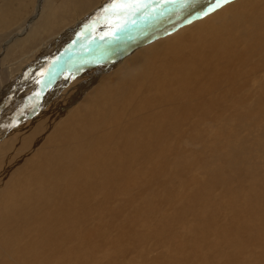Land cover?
<instances>
[{
  "label": "rangeland",
  "instance_id": "rangeland-1",
  "mask_svg": "<svg viewBox=\"0 0 264 264\" xmlns=\"http://www.w3.org/2000/svg\"><path fill=\"white\" fill-rule=\"evenodd\" d=\"M25 1L27 4L20 9L19 15L15 13L8 17L7 13L4 17L6 25L0 24V182L6 183H0V264H264V26L260 30L261 34L257 35L261 36V40L259 37L253 39L254 34H249L252 36L248 35L247 39L238 37V43L235 49L232 48V52L240 55L246 50L245 46L252 45L249 47L250 53L244 51L247 56H237L231 50L223 52L220 48L221 51L214 50V53H218H215L216 57L205 47L199 57L203 61L204 58L210 60L203 64L198 62L195 68L187 64L186 58L189 56H184L185 60L179 57L166 59L163 62H175L179 68L165 69L162 72L152 69L155 72L151 71L150 78L151 74L156 76V87L149 75L147 78L150 83L145 76L137 77L138 74L130 72L138 85V91L135 90L134 95L128 93L123 97L121 92L113 90L115 85L110 79L115 67H131L127 64L130 61L127 58L133 51L148 49L149 52L150 49L149 53H152L156 48L161 53H168L166 49L169 47L171 50L179 42L187 45L191 34L203 32L208 24L217 22L216 16H225L230 7L245 6L247 12L252 11L249 3L252 0H228L219 6H215L216 0H206L198 5L183 6L184 10L178 13L179 16L171 14L170 9L171 15L165 13L168 18L164 15L163 19L161 16L147 19L144 27L149 28L145 31H141L139 20H133L137 10L128 9L130 13L116 10L112 0ZM167 1L171 0L165 2ZM2 2L0 0V6ZM253 3L256 7L259 5L258 7L264 8V0H253ZM151 5V2H147L144 13L150 10ZM53 9L57 13L52 14L51 18L58 16L56 21L61 22L66 15L68 19L51 33H39V24L48 14L53 13ZM156 9L160 10L161 6ZM114 11L125 12L122 18L126 15L135 23L136 28L139 26L136 32L133 30L135 34L130 40H134L133 44L83 66L79 71L73 72L74 75L61 74L62 77H55L58 79L55 81L52 75V79L44 85L43 76L47 75L48 68L55 70L61 61L71 64L82 57L78 56L85 51L82 47V52L76 51L72 56L66 52L73 44L85 43V38L81 39L83 36L79 32L87 25L83 29L79 28L92 14L93 20H97V16H100L99 19L106 16L102 21H95L100 23L97 26L102 24L101 29L90 31L94 34L89 36L93 47L104 45L112 30L103 22L110 16L117 18L119 14L115 15ZM92 19H89V23H92ZM97 26L94 24L90 27L98 29ZM129 27L130 23H127L126 28ZM172 42L177 43L174 45ZM88 45L91 46L89 43ZM162 46H165L164 49ZM62 53L69 57L57 61ZM219 54L226 56L219 57ZM217 59H220L219 62ZM178 60L180 63L176 62ZM155 61L156 64L163 65L159 58ZM101 87H106L109 91L103 93ZM46 92L45 98L43 96ZM104 94L109 97H104ZM173 94L188 95L190 99L187 104L194 105L192 112L186 114L180 108H175L177 112L169 113V117L168 114L160 115L167 108L163 103L164 98ZM127 96L129 100L124 103ZM38 100L43 101V106ZM107 103H117L120 106L126 103L138 104L137 106L141 104L136 116L139 115L140 118L144 115L149 118L145 124L138 123L132 131L130 137L134 146L131 149L130 144L129 147H122L124 143L116 147L119 152L131 151L129 154L132 157H127L126 163L119 162L114 174L111 173L109 177L102 176L104 173L95 176L91 174V169L89 174L86 170L80 172L82 174L72 171L78 175H75L77 179L74 177L71 183L72 193L75 194L70 193V199L68 195L63 197V193L55 195L53 209L48 207L46 211H52L57 218L51 229H42L40 238L32 198L39 191V185L35 184L39 174L34 171L40 167L37 165L35 169L33 166V161L36 163L39 158L34 155L33 158L28 157L27 161L18 164L19 167L7 165L9 162L17 163V158L32 151L35 153L44 149L46 152H59L63 143L71 142V135H63L58 130L47 128L41 131L52 142L45 146L43 142L46 140L41 137L37 139L39 134L34 133L40 116H50V113H59L64 108L66 111L57 118L64 119L67 111L74 105L86 107L88 104L87 108L93 110L94 107L99 109ZM158 113L162 119L158 120ZM96 114H93V119ZM170 117L175 118L171 120ZM124 119L128 121L129 116ZM108 131L111 130L107 129L106 132ZM94 136L95 133L87 134L88 139ZM151 141L153 144L149 146ZM113 149V145L108 146V151ZM102 159L101 164L105 165L108 160L105 157ZM89 160L92 161L90 163H95L94 158ZM41 164V170H47V166L43 162ZM39 181L45 188L50 182L45 181V184L42 176ZM250 187L253 188L250 190ZM252 191H255V195ZM245 194L249 195L244 196ZM234 198H238L237 203ZM240 203H245V210V206ZM255 205L258 206L256 212ZM259 210L263 211L260 212L263 217L258 214ZM253 213L255 217L261 218L254 217L255 222L252 221ZM4 233L13 237L5 241Z\"/></svg>",
  "mask_w": 264,
  "mask_h": 264
},
{
  "label": "bare ground",
  "instance_id": "bare-ground-1",
  "mask_svg": "<svg viewBox=\"0 0 264 264\" xmlns=\"http://www.w3.org/2000/svg\"><path fill=\"white\" fill-rule=\"evenodd\" d=\"M27 1H31V0H27ZM144 0V3L147 5V2H151V8L150 10H148L146 13H144L147 9V6L144 8L142 7V9H139L138 11H135L134 13V16H133V20L138 21L139 20V23L138 24H141L140 27H141V31H145L146 28L149 26H146L144 27L145 25V21L147 19H150L152 20L151 18L153 17H156V16H161L160 18L164 17L165 13H169V10L171 9L172 12L171 14L173 13L175 16H179V12L181 10H184L183 9V6L187 5V6H191V5H198L206 0H171V1H167L165 2L166 0ZM173 1V3H171ZM253 1V0H252ZM252 1H250L249 3L252 5V8L253 10L250 11V12H247L245 10V6H234V7H230L229 10H228V13L223 16V15H218L216 16V19H217V22L215 23H210L211 25H207V27L205 28V30L203 32H194L195 34H191L190 36V42L189 44L187 45H183V44H180L177 43V42H172L174 43L175 47H173L171 50H169L167 47V51H169L168 53L167 52H164L163 50H160L163 51L162 53L160 51H158V49H153V52L152 53H149L150 52V49H149V52H148V49H142V50H135L133 51V53H131L127 59H129L130 61H128L127 64L131 65V67H125V66H122V67H119L116 69L115 67V71L113 72L112 76L110 77V79L113 80L114 82V87H113V90H117L118 92H121L122 93V96L123 95H126L128 93L130 94H133V92L138 89V85L136 84L135 82V76H133L131 73L134 72V74H138L137 77L139 75H141L142 77L145 76L146 79H148V75H149V79L151 80H154V86L156 87L155 85V78L156 76H152L151 74V78H150V73L152 71V69L156 70L157 72H162V71H165L166 70H169V69H173L175 70V68H177L179 65L176 64L175 62H163L164 60L166 59H172V58H175V57H179L181 60H183L184 56H189L188 58H186V62L187 64L189 63V66L191 67H194L195 68V65L200 62V64H203V63H206L208 62V60L210 59H206L204 58V61L200 59L199 56H201L199 53L201 52V54L203 53V50L204 48L206 47L207 49H210V51L212 52V54H214L216 57L217 55L214 53V50L215 51H221L220 48H222L223 52H229L231 50L232 52V48L235 49V46L236 44L238 43V37L239 36H243V37H247L249 34H256L255 36L253 35V39H257V37L260 38L261 40V36H257V35H260L261 34V31L260 30H263V26H264V8L263 7H256V5L253 3L252 4ZM16 2V4H15ZM174 2H176L177 4H175ZM27 4V2L25 0H3L2 2V6H0V24L2 25H6V21L4 20V17L6 16V14L8 13V17H10V15H14L15 13H17V15H19L20 13V9H23V7H25ZM48 4H50V1L48 2ZM53 3H51V6H52ZM171 4V5H169ZM189 4V5H188ZM161 6V9L160 10H157L156 7H159ZM185 6V7H187ZM263 8V9H262ZM149 9V8H148ZM248 9L251 10V7H249ZM116 10H120L119 8H116ZM136 10V9H135ZM245 10V11H244ZM129 12L128 10H125V12ZM53 13L51 14H48V17L45 18V20L41 21V23L39 24L38 26V29L37 31L40 33V32H47V33H51L52 30H54L57 26L61 25L62 23H64L66 21V19H68V17L66 15L63 16L61 22H58L56 21V18H58V16H55V17H52L51 18V15L55 13V10L53 9L52 10ZM125 12H121V11H118V12H113L115 13V15L119 14L117 18L115 17H111L110 18H107V20H105L103 23H105V25H109L108 29L112 30L110 31V36L107 37L109 39H107V41L105 40L104 41V45L102 46H98L97 48L96 47H93V42L92 40L90 39V35H93L94 33H91L90 31L92 30H96L98 31L99 29H101V25H96V24H100V23H95L99 21H102V18H106L105 17H101L100 16H97V20H93L92 18L94 17V15L92 14V16H90L88 18V20L79 28V29H83L85 27V29L81 30L79 33L82 34L83 37H81V39L85 38V43H81L80 42V45H77L76 44H73L72 48H69L68 49V52L67 55L69 54V56H72L71 54H74V53H77V52H82V50H80V47H82L85 51L83 53H79L78 56H82L80 59L72 62L71 64H64L62 61L61 63L57 66V69L53 70V68H48L47 70V75H45V77L43 76V80H44V85L45 83L48 82L49 79H52V75L54 77V80L55 81L57 78L55 77H59L63 74H73V72L75 71H79V69H81L83 66H86V65H89V64H92L95 60L98 61V59H100L101 57L105 58L107 56H109L111 53H115L117 52L118 50H123L124 48L126 49V47L130 46V44H133L132 41H130L132 39V37L134 36L135 34V30L137 28H139V26H137V28L135 27V23L133 24L131 20L128 19V17H126L125 15V18H122V15L125 13ZM126 12V13H127ZM57 13V11H56ZM55 13V14H56ZM130 13V12H129ZM110 14V13H108ZM167 14V15H168ZM170 14V15H171ZM143 15V16H142ZM167 15H165L167 17ZM66 16V17H65ZM142 16V17H140ZM45 17V16H44ZM43 17V18H44ZM169 17V16H168ZM167 17V18H168ZM173 17V15L171 16ZM214 17V16H213ZM112 18H115V19H112ZM60 19V18H59ZM89 19H92V23H89L90 20ZM95 19V18H94ZM109 19V20H108ZM124 19V20H123ZM163 19V18H162ZM127 23H130V27L129 28H126V25ZM95 24V26L98 27V29H95V28H92L90 27L91 25L93 26ZM198 29V28H197ZM133 30L135 31L133 33ZM264 31V30H263ZM106 33V32H105ZM127 37H124L125 34H127ZM260 33V34H259ZM264 33V32H263ZM262 33V35H264ZM99 36L101 35V31L98 32ZM181 34V33H180ZM96 35V33H95ZM94 35V36H95ZM252 35H249V36H252ZM92 36V37H94ZM179 36V35H178ZM98 37V36H97ZM124 37V38H122ZM240 38V37H239ZM242 38V37H241ZM90 39V41H89ZM93 39V38H92ZM175 39V38H174ZM244 39V38H243ZM247 39V38H246ZM252 39V38H251ZM96 40V39H95ZM182 40V39H181ZM242 41V39H240ZM250 40V39H249ZM264 41V39H262ZM99 41V40H98ZM126 41H128V43H126ZM130 41V42H129ZM169 41V40H168ZM177 41V40H176ZM259 41V39H258ZM167 42V41H166ZM165 42V43H166ZM262 42V41H261ZM88 43L91 45L89 47ZM119 43V44H118ZM125 43V45H123ZM164 43V44H165ZM96 44V43H95ZM101 44V43H100ZM169 44V43H168ZM243 44V43H242ZM163 45V44H162ZM166 45V44H165ZM171 46V42L169 44ZM167 45V46H169ZM207 45V46H206ZM250 45V44H249ZM150 46V45H149ZM148 46V47H149ZM154 46V45H153ZM161 47V45H159ZM252 46V45H251ZM249 46V47H251ZM259 46V45H258ZM257 46V47H258ZM151 47V46H150ZM165 47V46H164ZM164 47L162 46V49H164ZM172 47V46H171ZM170 47V48H171ZM240 47V46H239ZM249 47H246V50H247V53H250V49ZM146 48V47H145ZM237 48V47H236ZM263 48V47H261ZM152 49V48H151ZM206 49V50H207ZM233 49V50H234ZM243 49V48H242ZM255 49V48H254ZM258 49V48H257ZM246 50H243L241 54H245L247 56V54L244 52ZM249 50V52H248ZM77 51V52H76ZM147 51V52H146ZM253 51V50H252ZM258 51V50H257ZM210 52V53H211ZM244 52V53H243ZM167 53V54H166ZM234 53L235 55L237 56H240L239 53H235V52H232ZM231 53V54H232ZM166 54V56H165ZM218 54V53H217ZM221 54V53H220ZM219 54V57H224V55L226 56V54H223L220 56ZM65 53L63 55L62 53V56L58 57L57 61L58 60H61L62 58H68L69 56H67ZM209 55V54H208ZM233 55V56H235ZM243 55L241 56L243 58ZM249 55V54H248ZM77 55L75 54V57ZM214 57V56H213ZM216 57H214L216 59ZM228 57V56H227ZM236 57V56H235ZM235 57L233 58L235 60ZM245 57V56H244ZM156 58H159L161 63H163V65L161 64H156ZM52 59V58H51ZM154 59V61H152ZM229 59V58H228ZM232 58L230 60H233ZM237 59V58H236ZM65 60V59H64ZM101 60V59H100ZM185 60V59H184ZM220 60V59H219ZM219 60L217 59V62H219ZM56 61V62H57ZM67 61V60H66ZM242 61V60H241ZM96 62V61H95ZM176 62H179L176 61ZM212 64L214 65L215 63L213 61H211ZM237 62V61H236ZM55 63V62H54ZM123 63H125L123 61ZM180 63V62H179ZM222 63V61L220 62ZM240 63V61H239ZM126 64V63H125ZM187 64H185V66L187 67ZM198 65V64H197ZM233 65V64H232ZM238 65V64H237ZM184 66V64H183ZM182 66V67H183ZM188 66V67H189ZM223 66V65H222ZM52 67V66H51ZM56 67V66H55ZM181 67V66H180ZM181 67V68H182ZM202 67V66H201ZM213 67V66H211ZM209 68V69H212V68ZM216 67V66H215ZM235 67V66H233ZM124 68V70L122 69ZM179 68V67H178ZM180 68V69H181ZM197 68V67H196ZM199 68V67H198ZM223 68V67H222ZM50 69V70H49ZM218 69V68H217ZM123 70V71H122ZM178 70V69H177ZM187 70V69H186ZM185 70V71H186ZM190 70V68H189ZM224 70V69H223ZM46 71V70H45ZM68 71V72H67ZM109 71V70H108ZM211 71V70H210ZM225 71V70H224ZM235 71V70H233ZM44 72V71H43ZM123 72V74H122ZM131 72V73H130ZM152 72H155V71H152ZM175 72V71H174ZM178 72V71H177ZM181 72V71H180ZM187 72V71H186ZM192 72V71H190ZM195 72V71H194ZM196 73V72H195ZM211 73V72H210ZM158 74V73H157ZM172 74V73H171ZM178 74V73H177ZM180 75H182V73H179ZM191 73H189L190 75ZM74 75V74H73ZM111 75V74H110ZM121 75H125V76H121ZM202 75V74H201ZM204 75V73H203ZM206 75V74H205ZM208 75V73H207ZM212 75V74H211ZM218 75V74H217ZM234 75V74H233ZM162 76V75H161ZM174 75H172L173 77ZM191 76V75H190ZM193 76V75H192ZM196 76V75H195ZM141 77V78H142ZM158 77V76H157ZM204 77V76H203ZM218 77V76H217ZM96 78V77H95ZM144 78V77H143ZM154 78V79H152ZM184 78V77H183ZM193 78V77H192ZM207 78V77H206ZM210 78V77H209ZM232 78V77H231ZM144 79V80H146ZM148 79V80H149ZM158 79V78H157ZM212 79V78H211ZM58 80V79H57ZM141 80V79H140ZM180 80V79H179ZM189 80V78H188ZM209 80V79H208ZM232 80V79H231ZM157 81V80H156ZM161 81V80H160ZM181 81V80H180ZM210 81V80H209ZM58 84H59V81H57ZM56 82V83H57ZM99 82V81H97ZM108 83H110V81L107 80ZM145 82V81H143ZM150 83V80L148 81ZM159 82V80H158ZM178 83V81H176ZM182 82V81H181ZM107 83V84H108ZM139 83V82H138ZM141 83V81H140ZM162 83V82H161ZM160 83V84H161ZM175 83V82H174ZM197 83V82H196ZM57 84V85H58ZM153 84V83H151ZM158 84V83H157ZM109 85V84H108ZM111 85V84H110ZM188 85V84H187ZM42 88L43 86L40 85ZM48 86V85H47ZM55 86V85H54ZM76 86V85H75ZM161 86V85H160ZM183 86V85H181ZM180 86V88H181ZM58 87V86H56ZM55 87V88H56ZM60 87V86H59ZM146 87V86H145ZM153 87V86H152ZM170 87V86H169ZM186 87V86H184ZM184 87L182 89H184ZM191 87V86H190ZM40 88V87H39ZM45 88V87H44ZM53 88V86H52ZM106 87H101L100 90L101 92L103 93H106V91H109V89H105ZM162 88V87H160ZM168 88V87H167ZM176 88V87H175ZM36 89V88H34ZM112 89V88H111ZM140 89V88H139ZM146 89V88H145ZM143 89V91L145 90ZM163 89V88H162ZM170 89V88H168ZM50 90V89H49ZM142 90V89H141ZM147 90V89H146ZM152 90V88H151ZM178 90V89H177ZM181 90V89H180ZM195 90V89H194ZM205 90V89H204ZM40 91V89H39ZM116 91V92H117ZM138 91V90H136ZM163 91V90H162ZM179 91V90H178ZM187 91V90H186ZM185 91V92H186ZM48 92V91H47ZM47 92L44 94L43 97L46 98V95H47ZM112 92V91H111ZM117 92V93H118ZM147 92V91H146ZM149 92V91H148ZM184 92V93H185ZM198 92V91H197ZM200 92V91H199ZM206 92V91H205ZM204 92V93H205ZM29 93V92H28ZM32 93V92H31ZM115 93V95L117 94ZM136 93H139V92H135ZM182 92H180L181 94ZM195 93V92H194ZM108 94V93H107ZM112 94V93H111ZM120 94V93H119ZM149 94V93H148ZM178 94V93H176ZM168 95L167 98H164V101H161L165 104V106H167V108H165L161 114H163L164 116H166L168 114V117H169V113H176L177 111L175 110V108H180V110L184 111V113L187 114V112H192V109L194 107V105L192 104H187V100L190 99V97L188 95ZM190 94V93H189ZM114 95V96H115ZM121 95V94H120ZM134 95V94H133ZM200 95V93H199ZM103 96V95H102ZM109 97L108 95H105L104 94V97ZM194 96V95H193ZM116 97V96H115ZM123 97H126V96H123ZM129 96H127L126 100H124V103L127 101ZM135 97V96H134ZM137 97V96H136ZM147 97V96H146ZM118 98V97H117ZM129 100V99H128ZM132 100V99H131ZM197 100V99H196ZM29 101V100H28ZM95 101V100H94ZM97 101V100H96ZM95 101V102H96ZM114 101V100H112ZM198 101V100H197ZM237 101V100H236ZM42 102V106H43V101ZM41 102H39L38 100V103L40 104ZM98 102V101H97ZM100 102V100H99ZM143 102V101H142ZM158 102V101H157ZM93 103V102H92ZM122 103V102H120ZM152 103V102H151ZM199 103V101L197 102V104ZM240 103V102H239ZM26 104V103H25ZM97 104V103H96ZM157 104V103H156ZM218 104V103H217ZM138 105V104H137ZM136 104L134 103H126V104H121L118 105L117 103H107L106 106H101L99 109H95V107L93 108V110H90L89 108V105L87 104L86 107L82 106V105H74L72 106V108L69 109L68 114H64V119H57L59 118V116H61V114L64 112V108L63 111H59L58 112H53L50 113V116L45 114V115H42L40 116L38 119H37V131H35L34 133L36 134H39L37 136V139H40V137L44 140H46V142H43L44 145H48L50 142H52L50 139H48L47 137H45V133L44 131H41V130H46L47 128H53L54 130L53 131H57L58 130V133H61L63 135H71L72 136V139H71V142L69 143H66L60 147V150L59 152H46V151H43V150H40V151H35V153H26L24 155H22L21 157L17 158L18 162L20 163H13L11 164L10 162L8 163V167H10V165L12 166H18V164H22L23 161H27V158H33V155L34 156H37L39 159H38V162L34 163L33 161V166L35 167V169L37 168V165L39 168V170L37 171H34L36 172L37 174H39V176L37 177L38 181L35 182L36 185H39V191L36 192L32 198H33V211H34V217H35V220L37 221V233H38V236L40 238H42V229L47 227L49 229H51L54 225V222L56 220V216L52 214V211H50V213H47L46 209L49 207L51 210L53 209L54 207V197L55 195H57V193H63L66 196V195H70V193H72V186H71V183L72 181L74 180V177L75 175H77V173L79 174H82L84 170L87 171V173L89 174L90 171L89 169H91V174L97 176V175H101L103 174L102 176H106V177H109L108 175H111V173H113L114 169H115V166H118L119 162L120 164L121 163H126L125 159L127 157H132L129 153L131 151H126V150H123L122 152H119L117 151L116 147L118 144H123L124 145L122 147H129V144H130V149L132 146H134V144L132 145L133 143V140L132 138L130 137L132 135V131L137 127L138 123H144L146 122L147 119H149L148 117L146 116H141L139 118V115L136 116V112L137 110L139 109L140 105L137 106ZM144 105V104H143ZM145 105H146V102H145ZM144 105V107H145ZM93 106V104H92ZM159 106V105H158ZM115 107V109H114ZM157 106H155L156 108ZM22 108V107H21ZM59 108V107H58ZM61 108V107H60ZM147 108V107H146ZM120 109V110H119ZM258 109V108H257ZM56 110V109H55ZM60 110V109H59ZM20 111V109H19ZM27 111V110H25ZM31 111V110H30ZM66 111V110H65ZM160 111V110H159ZM158 111V112H159ZM254 111V110H253ZM141 112V111H140ZM147 112V111H146ZM259 112V110H258ZM94 113H97L95 115V118L93 119L92 116ZM256 113V112H255ZM260 113V112H259ZM159 113H158V120L159 119H162V116H160ZM125 116H129V120L127 121H124V117ZM204 116V115H203ZM153 117V116H152ZM55 118V119H54ZM63 118V117H61ZM175 118V117H174ZM173 118V119H174ZM178 118V116L176 117ZM36 119V118H35ZM155 119V118H154ZM171 119V117H170ZM171 119V120H173ZM61 121V122H60ZM148 121V120H147ZM167 121V120H166ZM176 121H174L173 123H175ZM152 123V122H151ZM171 123V122H170ZM199 123V122H198ZM2 124V122H1ZM58 124V125H57ZM145 124V123H144ZM148 124V123H147ZM158 125V124H157ZM36 127H34L36 129ZM123 127H125V129H123ZM149 127V126H148ZM107 129H110L111 131H108L106 132ZM32 130V129H31ZM223 130V129H222ZM226 130V129H225ZM40 131V132H39ZM43 132V133H41ZM46 132V131H45ZM165 132V131H163ZM221 132V131H220ZM223 133H225V131H222ZM228 132V131H227ZM55 133V132H53ZM52 133V135H53ZM89 133H95V136L88 139L87 138V134ZM161 133V132H160ZM230 133V131H229ZM218 134V133H217ZM58 135V134H57ZM134 135V134H133ZM222 135V134H221ZM35 136V135H34ZM56 137V135H54ZM89 136V135H88ZM159 136V135H158ZM223 136V135H222ZM226 136V135H224ZM232 136V135H231ZM54 137V138H55ZM90 137V136H89ZM47 138V139H46ZM51 138H53V136H51ZM65 138V136L63 137ZM229 138V136L227 137ZM233 138V136L231 137ZM230 138V140H231ZM36 139V138H35ZM35 139H33V141H35ZM68 139V138H67ZM154 139V138H153ZM257 139V138H256ZM53 140V139H52ZM69 140V139H68ZM156 140V138H155ZM165 140V139H164ZM229 140V141H230ZM70 141V140H69ZM158 141V140H157ZM160 141V140H159ZM163 141V140H162ZM228 141V142H229ZM57 143V142H56ZM231 143V142H230ZM229 143V144H230ZM60 144V143H59ZM153 143L151 141V144L149 143V146H151ZM232 144V143H231ZM35 145V144H34ZM109 145H113L114 146V149L113 151L109 150L108 151V146ZM163 145V144H162ZM157 146V145H156ZM230 146H234V145H230ZM56 147V146H55ZM215 147L216 144H215ZM244 147V146H243ZM40 148H41V145H40ZM42 149V148H41ZM54 149V148H53ZM57 149V148H55ZM128 149V148H127ZM155 149V148H154ZM153 149V151H154ZM232 149V148H230ZM235 149V148H234ZM240 150V149H239ZM245 150V149H244ZM230 151V150H229ZM237 151V150H236ZM156 152V151H155ZM161 152V151H160ZM232 152V151H230ZM239 152V151H238ZM247 152V149L245 151V153ZM146 154V153H145ZM158 154V153H157ZM221 154V153H220ZM239 154V153H238ZM135 155V153H134ZM224 155V154H223ZM242 155V154H240ZM149 156V155H148ZM234 156V155H233ZM102 157H105L107 158V162L105 165L101 164V159ZM90 158H94L95 159V163L92 164L90 163L89 160ZM218 158V157H217ZM227 158V157H226ZM238 158V157H236ZM213 159V158H212ZM242 159V157H241ZM4 160V159H3ZM7 160V159H6ZM5 160V161H6ZM103 160V159H102ZM130 160V159H129ZM238 160V159H237ZM236 160V161H237ZM9 161V160H8ZM24 161V162H25ZM104 161V160H103ZM233 161V160H230V162ZM41 162H43L46 166H47V170H41ZM92 162V161H91ZM228 162V161H227ZM239 163V162H238ZM5 164V163H4ZM31 164V163H30ZM240 164V163H239ZM249 165V164H248ZM229 166V165H228ZM236 166V165H235ZM19 167V166H18ZM32 167V166H31ZM44 167V166H43ZM246 167V166H245ZM244 167V168H245ZM250 168L252 167L251 165L249 166ZM14 168V167H12ZM217 168V167H216ZM221 168V167H220ZM219 168V169H220ZM9 168H7L8 170ZM11 169V168H10ZM130 169V168H129ZM218 169V168H217ZM247 169V168H246ZM6 170V171H7ZM25 170V169H24ZM27 170V169H26ZM116 170V169H115ZM119 170V169H118ZM211 170V169H210ZM243 172H244V169H242ZM72 171H75L77 173H74ZM251 171V170H250ZM27 172V171H25ZM24 172V173H25ZM82 172V173H80ZM218 172V170H217ZM246 172V171H245ZM249 172V171H247ZM6 173V172H5ZM126 173V172H125ZM210 173V172H209ZM13 174V173H12ZM114 174V173H113ZM112 174V175H113ZM1 175V173H0ZM119 176L121 174H118ZM218 175V174H217ZM254 175V174H253ZM257 174H255L256 176ZM41 176L43 177V182L45 184H47L45 181H50L48 182L46 188L41 184L42 182H40V178ZM78 176V175H77ZM76 176V177H77ZM84 176V175H83ZM215 176V175H214ZM221 176V175H219ZM251 176V175H250ZM1 177V176H0ZM3 177V176H2ZM6 177V175L4 176ZM3 177V178H4ZM75 177V178H76ZM224 177V176H223ZM252 177V176H251ZM259 177V176H258ZM14 178V177H13ZM29 178V177H28ZM220 178V177H219ZM225 178V177H224ZM249 178V177H248ZM253 178V177H252ZM34 179V178H32ZM77 179V178H76ZM75 179V180H76ZM83 179V178H82ZM226 179V178H225ZM224 179V180H225ZM256 179V177H255ZM254 179V180H255ZM258 179V178H257ZM1 180V179H0ZM4 180V179H3ZM84 180V179H83ZM105 180V179H104ZM238 180V179H237ZM260 180V179H259ZM258 180V181H259ZM42 181V180H41ZM60 181V182H59ZM85 181V180H84ZM83 181V182H84ZM95 181V180H94ZM100 181V180H99ZM226 181V180H225ZM15 181H13L14 183ZM78 182V181H76ZM227 182V181H226ZM0 183H3V182H0ZM5 183V182H4ZM3 183V184H4ZM214 183V182H213ZM255 184L257 183V180L256 182H254ZM6 184V183H5ZM240 184V183H239ZM242 184V183H241ZM260 184V183H258ZM9 185V184H7ZM27 185V183H26ZM29 185V183H28ZM27 185V186H28ZM34 185V184H33ZM77 185V184H76ZM210 185V183H209ZM208 185V187H209ZM1 187V186H0ZM6 187V185H5ZM25 187V185H24ZM36 187V186H34ZM76 187V186H75ZM231 187V186H230ZM245 187V186H244ZM8 187H6V190ZM28 188V187H27ZM37 188V187H36ZM206 188V187H205ZM251 188L253 187H250V190ZM15 189V188H14ZM26 189V188H25ZM31 189V188H30ZM80 189V188H79ZM255 189V188H254ZM32 190V189H31ZM205 190V189H204ZM207 190V189H206ZM234 190V189H233ZM245 190V189H244ZM3 191V190H2ZM20 191V190H19ZM37 191V189H36ZM81 191V190H80ZM239 191V190H238ZM7 192V191H6ZM22 192V191H21ZM77 192V191H76ZM208 192V191H207ZM255 192V191H254ZM253 191L251 193H254ZM258 192V191H256ZM74 193V192H73ZM72 193V194H73ZM250 193V192H249ZM3 194V192H2ZM6 194V193H5ZM75 194V193H74ZM78 194V192H77ZM228 194V193H227ZM241 194V193H240ZM260 194V193H259ZM18 195V193L16 194ZM246 195H249V194H245L244 196ZM255 195V193H254ZM253 197H256V196H253ZM7 198V197H6ZM72 198V197H71ZM23 199V198H22ZM25 200L27 198H24ZM65 199V198H64ZM69 199H70V196H69ZM235 199V198H234ZM238 199V198H236ZM235 199V200H236ZM242 199V198H241ZM247 199V198H246ZM6 200V199H5ZM250 200V199H249ZM8 201V200H7ZM65 202L67 200H64ZM71 201V200H70ZM234 200H232L233 202ZM257 201V200H256ZM260 201H261V197H260ZM264 201V200H263ZM5 202V201H4ZM242 202V201H241ZM252 202V201H250ZM235 203V202H234ZM236 203H237V200H236ZM253 203V202H252ZM241 204V203H240ZM243 204V203H242ZM241 204V205H242ZM255 204V203H254ZM259 203L257 202V205ZM4 205V204H3ZM10 205V204H9ZM236 205V204H235ZM245 206V203L243 204ZM264 205V203H263ZM261 204V207L263 206ZM59 206V205H57ZM254 206V205H253ZM252 206V207H253ZM243 207V206H242ZM256 207L258 209V206L255 205V212H256ZM264 207V206H263ZM246 206L244 207V210H245ZM2 209V208H1ZM23 209V208H22ZM240 209V207H239ZM242 210V209H241ZM249 210V208H248ZM252 210V209H251ZM264 210V209H262ZM8 211V210H7ZM17 211V210H16ZM28 211V210H27ZM60 211V210H59ZM247 211V210H246ZM10 212V211H9ZM8 212V213H9ZM18 212V211H17ZM32 212V211H31ZM263 211L259 210L258 214H261ZM12 213V212H11ZM30 213V212H29ZM264 213V212H263ZM56 214V213H55ZM248 214V212H247ZM252 214V213H251ZM256 214V215H258ZM1 215V214H0ZM62 215V214H61ZM255 214L253 213V217H251L254 221V216ZM4 216V215H3ZM60 216V215H59ZM264 216V215H263ZM262 214H261V217H263ZM5 217V216H4ZM15 217V216H14ZM28 217V216H27ZM30 218L32 217L31 216V213H30ZM257 217V216H256ZM255 217V218H256ZM261 217H257L258 218H261ZM7 218V217H6ZM4 219V218H3ZM28 219V218H27ZM264 219V217H263ZM6 220V219H5ZM17 220V219H16ZM19 220V219H18ZM62 220V219H60ZM256 220V219H255ZM255 222V221H254ZM5 228V227H4ZM10 231V230H9ZM52 231V230H51ZM5 232V231H4ZM1 233V232H0ZM2 234V233H1ZM5 234V238L4 240L5 241H8L9 239H11L13 237L12 236H9L8 234L4 233ZM1 238V237H0ZM1 240V239H0ZM12 241V240H11ZM10 241V242H11ZM2 245V244H1ZM2 247V246H1ZM4 247V246H3ZM8 248V247H7ZM21 248V247H20ZM5 249V248H4ZM11 250V249H10ZM12 252V250L10 251ZM14 252V250H13ZM5 253V252H4ZM7 254V251L6 253ZM4 254V255H5ZM11 254V253H10ZM9 255V253H8ZM7 256V255H6Z\"/></svg>",
  "mask_w": 264,
  "mask_h": 264
},
{
  "label": "snow or ice",
  "instance_id": "snow-or-ice-1",
  "mask_svg": "<svg viewBox=\"0 0 264 264\" xmlns=\"http://www.w3.org/2000/svg\"><path fill=\"white\" fill-rule=\"evenodd\" d=\"M113 5L121 10L136 9L137 11L144 7V0H112ZM228 0H216V5L227 3ZM214 9H209V11ZM206 14V13H205Z\"/></svg>",
  "mask_w": 264,
  "mask_h": 264
}]
</instances>
